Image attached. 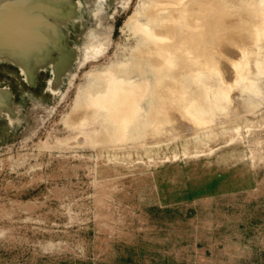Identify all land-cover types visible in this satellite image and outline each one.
Instances as JSON below:
<instances>
[{"label": "rangeland", "instance_id": "obj_1", "mask_svg": "<svg viewBox=\"0 0 264 264\" xmlns=\"http://www.w3.org/2000/svg\"><path fill=\"white\" fill-rule=\"evenodd\" d=\"M8 1L33 20L0 51V264H264V0H211L204 72L125 135L87 99L148 0Z\"/></svg>", "mask_w": 264, "mask_h": 264}, {"label": "bare ground", "instance_id": "obj_2", "mask_svg": "<svg viewBox=\"0 0 264 264\" xmlns=\"http://www.w3.org/2000/svg\"><path fill=\"white\" fill-rule=\"evenodd\" d=\"M12 1L19 2V0ZM12 1L11 3H13ZM63 2L65 0H54L49 3L42 2L43 4L39 3V7H42L43 10H47L50 13L51 11L54 13L58 9L60 10ZM210 2L211 0H148L145 13L140 16L143 22H134L135 24H133L132 33L135 37L139 38L136 39L137 43L141 44L137 53L130 58V65H132L133 69L131 68V71L124 70L125 72L120 69L124 72L122 75L109 72L104 78V85L100 88L101 90L96 91L95 94L92 93L90 97L88 96V106L86 108H95L102 112L103 117L110 120L109 123H113L112 126L116 128L114 129L122 131L119 134L125 135L123 132L125 133V130L131 122L138 126L141 117L140 114L143 111V101L147 100L149 104L150 102L159 103L162 99H166L164 96L171 99L174 97V93L176 94L178 92L181 94L185 92L182 90L184 87L178 86L176 82L185 83L186 86L189 80L198 75V72H204L205 62L210 55V35L215 31V28H220L221 32L220 26L222 25V19L219 20V25L216 23L217 21L215 22L217 25L212 24L213 16L211 17L210 14L212 12ZM30 3L27 5L29 9L33 7ZM16 4H14L16 10L19 6H26L25 3L19 2V6ZM7 5L6 7L9 8L10 5ZM2 7H0V12ZM37 10L40 9L37 8ZM3 11V15L0 13L2 16H0V51L8 49V52L17 50L21 52L25 47H28L25 42L26 36L28 35L23 30L22 24L24 23L25 26V24L33 19H28L30 16L25 17L20 12L13 14L10 13L11 11H8L10 15L13 14L11 15L13 18H10L7 12L4 15L7 8ZM47 11H45L46 15ZM183 12L188 13V17L184 15L186 16L184 17V19L186 18L185 22L183 17H181L183 16ZM59 13L62 14V10ZM55 17L57 16L55 15ZM176 20H181L184 23H181L177 27L175 24H172V21ZM46 23L49 24L48 22ZM1 35L7 36L2 37ZM197 58H199L198 61L200 62L203 60L201 65L198 66L197 64L198 67L194 64V60ZM189 84L185 87L186 89L190 87ZM167 90L171 92L169 95L164 93ZM178 93L177 96L179 95ZM157 106L159 107V105ZM155 112H157L156 109Z\"/></svg>", "mask_w": 264, "mask_h": 264}]
</instances>
